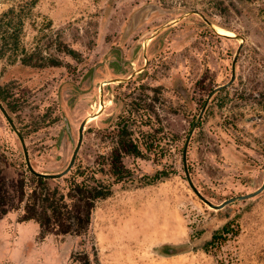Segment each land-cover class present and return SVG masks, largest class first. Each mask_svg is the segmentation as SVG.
Segmentation results:
<instances>
[{
    "label": "rangeland",
    "instance_id": "1",
    "mask_svg": "<svg viewBox=\"0 0 264 264\" xmlns=\"http://www.w3.org/2000/svg\"><path fill=\"white\" fill-rule=\"evenodd\" d=\"M13 28L16 51L2 46ZM141 67L97 105L106 77ZM0 104L47 174L67 167L94 116L70 171L40 183L0 109V264H264V0H0ZM121 120L142 154L123 155L117 175ZM188 136L190 178L212 204L232 199L220 209L186 180ZM83 184L109 195L78 229ZM34 190L64 205L69 232L20 221Z\"/></svg>",
    "mask_w": 264,
    "mask_h": 264
},
{
    "label": "trees",
    "instance_id": "2",
    "mask_svg": "<svg viewBox=\"0 0 264 264\" xmlns=\"http://www.w3.org/2000/svg\"><path fill=\"white\" fill-rule=\"evenodd\" d=\"M1 38L3 40L2 46H10L12 51H16L17 48V31L15 28L11 29V31H3ZM118 156L116 157V160ZM115 170H119L115 167ZM118 172V171H117ZM1 173V168H0ZM119 173H117L118 175ZM40 183L44 181L42 177L36 178ZM76 193L79 195V199L81 201L80 204L84 207L83 213H78L76 216V223L78 229H82L84 223L88 221V215L91 209L94 206V203L97 199H103L109 195V189L103 184L96 185H76ZM2 188L0 185V213L3 214L6 212L2 206L4 205V198L1 193ZM33 198L32 201H28L24 207V215L20 219V221L33 219L37 222L42 228V233H46L50 231L52 228H57V230L65 234L70 230V224L64 221V217L61 212L63 204L60 201H57L53 195H44L42 197L41 191L34 190L32 192ZM80 205L77 206V212H79ZM76 233H80L76 231ZM219 233L216 232L212 235V239L210 243L218 240Z\"/></svg>",
    "mask_w": 264,
    "mask_h": 264
},
{
    "label": "flooded vegetation",
    "instance_id": "3",
    "mask_svg": "<svg viewBox=\"0 0 264 264\" xmlns=\"http://www.w3.org/2000/svg\"><path fill=\"white\" fill-rule=\"evenodd\" d=\"M149 42H151V39L148 41V43ZM148 43L146 42L143 45V47H142L143 54H142L141 60H140V62L143 64V65L141 64L142 67L143 66L146 67L148 65V62H149V58L147 57V53H148L147 46H148ZM133 64L134 63L131 62V65H133ZM142 67L139 68V70L133 69L132 72L134 74L136 73L135 75H133V73H129L127 76H124V78H119V77H117V78H115V77L114 78L106 77V84L105 85H102L103 82H105V81H103L102 83H100V85L98 87L99 95H98L97 105L99 106L100 105V102H102V104H103V110L105 109V107L107 108V106L113 105V101L110 98L111 95H109L108 90L110 88H112V87L118 88L119 84L125 83V80H128L129 79L128 81H126L127 83H129L130 80H135L137 77L141 76L143 74V72H144L142 70ZM127 83H125V84H127ZM105 87H106V100H105L104 96L102 95V92L104 91V88ZM138 100H140V99H138ZM81 122L82 123L84 122V125L86 124V121H84V120H82ZM116 126H117V134H116L117 141H116V146H115V149H114L115 150L114 151V154H111V156H110V158H111V161H110L111 168L110 169H111V172L113 174H117V173L121 174V173H125L126 172V168L122 165V161H121L122 156L123 155H126V156L139 157V156H141L142 151H141V147H140V145H138L137 141H135L132 138V134L129 132L128 125H127V123H126L125 120H121ZM84 131H85V129H84V126H83V128H82V136H81L80 143H79L80 136H79V131H78L77 141H76V148H75L74 152L76 151V149H77V151H76V154H75L73 163H72L71 167L69 168V170L67 172L70 171V169L72 168V166L75 163V160H76V157H77L76 155H77V153H78V151H79V149H80V147H81V145L83 143ZM74 152H73V154H74ZM73 154H72V156H73ZM117 156H118V159L116 160V157ZM71 159H72V157H71ZM115 167H117L119 170H115Z\"/></svg>",
    "mask_w": 264,
    "mask_h": 264
},
{
    "label": "water",
    "instance_id": "4",
    "mask_svg": "<svg viewBox=\"0 0 264 264\" xmlns=\"http://www.w3.org/2000/svg\"><path fill=\"white\" fill-rule=\"evenodd\" d=\"M209 25H211L212 29L214 30V32L216 33V30L214 28V25H212L210 22H207ZM218 34V33H217ZM220 35V34H218ZM220 36H223V37H229V36H225V35H220ZM230 38V37H229ZM232 75H234V72L232 73ZM234 76H232L233 78ZM226 85H221V86H218L215 90H218L222 87H224ZM205 106L202 108V111L204 110ZM0 109L2 111V113L4 114V116L6 117V119L8 120V122L10 123V125L12 126V128L14 129V131L17 133L18 137L20 138L21 140V143H22V147H23V150H24V157H25V161H26V164L30 170V172L34 175H36L37 177H42V178H58L60 176H62L63 174H65L69 168L71 167L72 163H73V160H74V157H75V154H76V151L74 152L73 156H72V159L69 163V165L66 167V169H64L62 172L60 173H57V174H47V173H40V172H36L35 170L32 169V167L30 166V163H29V160H28V155L26 153V149H25V146H24V143H23V140L20 136V133L15 129L14 127V124L12 123L11 119L9 118L8 114L5 112V110L3 109V107L1 106L0 104ZM196 125V122L193 124V127ZM84 126V122L81 124L80 126V129H79V143L81 141V136H82V128ZM191 133V132H190ZM188 139H189V136L187 137V140H186V143H185V147L183 149V167H184V173H185V177H186V180L189 184V186L192 188V190L194 191V193L203 201L205 202L209 207L211 208H214V209H220L221 207H223L225 204L231 202L232 199H229L227 201H224L223 203L219 204V205H214L212 204L210 201H208L207 199H205L201 194L200 192L196 189V187L194 186L191 178H190V175H189V172H188V169H187V165H186V145H187V142H188ZM79 146V145H78ZM78 148V147H77ZM249 196V195H247Z\"/></svg>",
    "mask_w": 264,
    "mask_h": 264
},
{
    "label": "bare ground",
    "instance_id": "5",
    "mask_svg": "<svg viewBox=\"0 0 264 264\" xmlns=\"http://www.w3.org/2000/svg\"><path fill=\"white\" fill-rule=\"evenodd\" d=\"M215 30H216V33L220 34V35H225V36H229V37H235V35H229V34H225V32H221L219 29H217L215 26H214ZM92 117L94 116H89L87 119H85L84 121H88V119H91Z\"/></svg>",
    "mask_w": 264,
    "mask_h": 264
},
{
    "label": "crops",
    "instance_id": "6",
    "mask_svg": "<svg viewBox=\"0 0 264 264\" xmlns=\"http://www.w3.org/2000/svg\"><path fill=\"white\" fill-rule=\"evenodd\" d=\"M30 223V225H28L29 226V228L31 229V227L33 226V228L35 227L36 228V224H34L33 222H29Z\"/></svg>",
    "mask_w": 264,
    "mask_h": 264
}]
</instances>
